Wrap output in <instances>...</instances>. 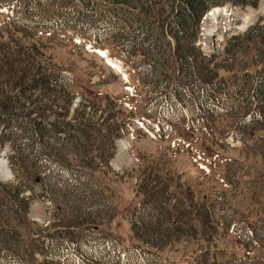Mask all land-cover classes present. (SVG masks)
<instances>
[{"label":"trees","instance_id":"16d2710c","mask_svg":"<svg viewBox=\"0 0 264 264\" xmlns=\"http://www.w3.org/2000/svg\"><path fill=\"white\" fill-rule=\"evenodd\" d=\"M258 2L0 0V9L17 13L6 16L0 31V147L6 142L12 146L11 165L18 178L16 183L0 180V264H158L150 251L123 249L104 226L113 217V205L83 168L93 167L95 154L107 164L121 125L116 121L110 126L109 117L98 124L85 118L84 109L76 112V119H65L68 105L55 102L62 98L70 103V80L53 63L43 66L39 44L44 46L45 31L52 37L70 29L98 43H112L136 70L144 102L161 124L184 125L187 109L190 123L204 129L212 116L227 112L230 88L219 76L225 60L200 47L202 20L214 6L229 3L235 9ZM224 52L234 64L244 55L257 66L231 82L236 98L229 104L248 110L264 129L261 18L226 38ZM54 107L60 111L51 117ZM23 183L36 184L31 191L54 210L44 224L30 218L33 193L23 195ZM167 183L159 187L156 178H142L138 191L143 199L133 215L134 236L157 249L196 233L193 204L177 203V193ZM204 259L199 263L206 264Z\"/></svg>","mask_w":264,"mask_h":264},{"label":"rangeland","instance_id":"374dc122","mask_svg":"<svg viewBox=\"0 0 264 264\" xmlns=\"http://www.w3.org/2000/svg\"><path fill=\"white\" fill-rule=\"evenodd\" d=\"M225 6L229 10L225 8L219 18L217 14V21L212 17L205 24L204 18L201 25L200 47L206 53H218L225 60L226 67L219 71V76L230 88L227 112L212 116L204 129L190 123L192 116L187 109H184L187 118L184 125L168 128L161 124L144 102L136 70L119 59L112 43H96L92 38L64 29L51 34L52 37L45 31L44 46L39 44L43 66L53 63L70 80L69 90L73 95L72 99L68 96L70 103L62 98L55 102L60 107L68 105L65 119H76V112L84 109L85 118H92L98 124L109 117L110 126L117 124L116 121L121 125L110 146L113 155L107 164L95 154L93 167L83 169L113 205V217L104 222L105 228L120 241L123 249L150 251L158 264H200L204 258L206 264L213 261L249 264V259L264 264V129L248 110L231 109L229 104L235 103L236 98L231 92V82L240 73L257 66L244 55L234 64L225 58L224 52L226 38L259 18L264 22V0H259L257 7ZM5 8L0 9V24L5 22L6 15H17ZM209 28L217 33L207 46L205 37ZM14 36L19 38L20 34L14 32ZM53 110L57 111H52L51 117L60 108ZM11 155L12 146L6 142L0 147V164H3L0 180L16 183L17 171L11 165ZM147 177L156 178L159 187L168 182L177 193V201L173 199V203L193 204L191 221L195 235L175 237L159 249L133 236V215L143 199L138 183ZM32 185L36 187L34 183H23L22 194L33 193ZM30 201V218L39 224L51 218L54 210L41 197L33 193Z\"/></svg>","mask_w":264,"mask_h":264},{"label":"bare ground","instance_id":"6f19581e","mask_svg":"<svg viewBox=\"0 0 264 264\" xmlns=\"http://www.w3.org/2000/svg\"><path fill=\"white\" fill-rule=\"evenodd\" d=\"M221 8H218V9H211L210 10V12L206 15V17H205V24L207 23V21L208 22H210V19L212 18V17H214L215 18V20L214 21H217V14H218V18L220 17V16H222V14H223V11L221 10ZM220 12V13H219ZM216 16V17H215ZM209 18V19H208ZM218 23H219V21H218ZM218 23H217V25H218ZM218 27V26H217ZM208 33L206 34V37H205V40H207V46L209 45V43H210V41H211V39H212V35L213 34H215V33H217V30H215V32H213V28H209L208 30ZM213 32V33H212ZM212 33V34H211ZM204 34H205V31H204ZM211 34V35H210ZM208 36H209V39H207L208 38ZM125 145V144H124ZM123 145V146H124ZM125 147H126V145H125ZM121 149L123 150L124 149V147H121ZM0 168H3V164L1 165L0 164Z\"/></svg>","mask_w":264,"mask_h":264},{"label":"water","instance_id":"95a60500","mask_svg":"<svg viewBox=\"0 0 264 264\" xmlns=\"http://www.w3.org/2000/svg\"><path fill=\"white\" fill-rule=\"evenodd\" d=\"M213 37H215V35H213Z\"/></svg>","mask_w":264,"mask_h":264}]
</instances>
